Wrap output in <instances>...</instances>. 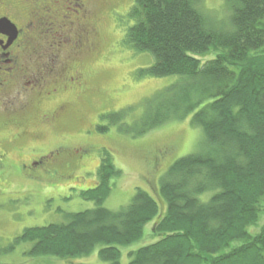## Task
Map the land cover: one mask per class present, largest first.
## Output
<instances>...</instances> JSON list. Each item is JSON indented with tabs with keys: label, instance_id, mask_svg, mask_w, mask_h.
Instances as JSON below:
<instances>
[{
	"label": "trees",
	"instance_id": "trees-1",
	"mask_svg": "<svg viewBox=\"0 0 264 264\" xmlns=\"http://www.w3.org/2000/svg\"><path fill=\"white\" fill-rule=\"evenodd\" d=\"M224 1L226 26L203 11L202 0H133L128 10L124 44L153 59L138 72L180 79L147 99L131 125L122 124L127 107L101 115L106 125L94 123L95 131L118 124L137 136L191 115L206 145L160 176L166 211L152 226L158 240L130 251L128 264H264V223L249 232L264 216V0ZM100 152L97 183L81 192L95 207L24 229L17 240L32 242L30 255L72 258L100 245L101 260L120 264L119 246L138 240L157 216L156 202L140 188L123 209L101 206L121 171Z\"/></svg>",
	"mask_w": 264,
	"mask_h": 264
},
{
	"label": "rangeland",
	"instance_id": "rangeland-1",
	"mask_svg": "<svg viewBox=\"0 0 264 264\" xmlns=\"http://www.w3.org/2000/svg\"><path fill=\"white\" fill-rule=\"evenodd\" d=\"M202 2L203 11L212 20L228 25L230 12L224 0ZM132 3L133 0H120L115 6L117 12H110V19L108 15L104 16L108 5L103 0L92 1L94 13L102 23V32L98 36V51L94 60L85 67L96 74L92 85L96 94L89 101L77 103L70 111L76 114L69 113V121L60 129H47L30 116L27 129L41 137L28 139L20 146L23 157L36 155L60 141L70 146L89 143L105 149L121 173L111 179L110 191L101 206L111 211L125 208L136 188L144 190L154 199L158 206L157 216L145 225L143 235L138 240L119 246L120 264H128L130 251L158 240L152 226L166 211L165 200L159 192L160 176L176 159L206 150L203 132L190 123L191 115L168 121L137 136L119 130L118 124L109 126L104 133H87L89 125H106V121H100L101 115L127 107L132 108L125 112L122 124L131 125L141 116L147 99L180 79L176 75L153 77L138 72L149 67L153 59L149 52H137L124 44V36L132 24L127 15ZM114 15L118 17L116 28L112 21ZM29 146L35 148V152L24 153ZM164 151L165 156L159 158L153 169L155 160L151 157L152 153ZM100 155L98 149L86 153L82 164L69 169L71 173L68 179H19L14 175L0 179V187L4 189L0 188V264H107L98 255L100 245H96L87 255L57 258L30 255L32 242L17 240L26 228L64 223L68 214L95 207L93 200L81 197V192L96 185L95 172ZM19 157L17 153L15 159L18 161ZM25 190L32 191V201ZM207 196L200 199L206 200ZM263 223L262 215L256 225L249 227V232H258Z\"/></svg>",
	"mask_w": 264,
	"mask_h": 264
},
{
	"label": "flooded vegetation",
	"instance_id": "flooded-vegetation-1",
	"mask_svg": "<svg viewBox=\"0 0 264 264\" xmlns=\"http://www.w3.org/2000/svg\"><path fill=\"white\" fill-rule=\"evenodd\" d=\"M92 1L0 0V179H68L69 169L82 164L86 153L102 150L60 141L23 157L20 147L41 137L27 129L30 116L47 129H60L77 103L96 94V74L85 67L94 60L102 32ZM103 1L108 5L104 16L111 19L120 0ZM92 131L95 124L88 126L87 133ZM151 157L161 159L159 152ZM26 194L32 201V191Z\"/></svg>",
	"mask_w": 264,
	"mask_h": 264
}]
</instances>
